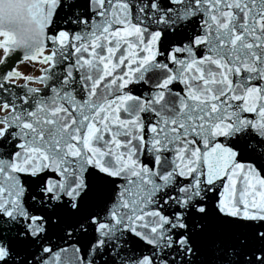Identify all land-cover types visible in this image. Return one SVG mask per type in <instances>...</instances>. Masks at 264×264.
<instances>
[{"label": "snow or ice", "instance_id": "1", "mask_svg": "<svg viewBox=\"0 0 264 264\" xmlns=\"http://www.w3.org/2000/svg\"><path fill=\"white\" fill-rule=\"evenodd\" d=\"M0 264H264V0H0Z\"/></svg>", "mask_w": 264, "mask_h": 264}]
</instances>
